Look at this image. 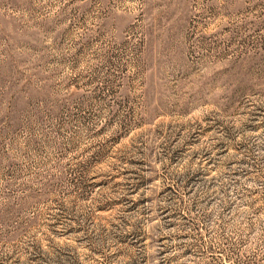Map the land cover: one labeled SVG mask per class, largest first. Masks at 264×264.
<instances>
[{
  "label": "rangeland",
  "instance_id": "1",
  "mask_svg": "<svg viewBox=\"0 0 264 264\" xmlns=\"http://www.w3.org/2000/svg\"><path fill=\"white\" fill-rule=\"evenodd\" d=\"M0 264H264V0H0Z\"/></svg>",
  "mask_w": 264,
  "mask_h": 264
}]
</instances>
